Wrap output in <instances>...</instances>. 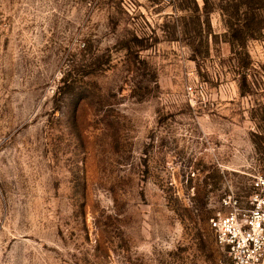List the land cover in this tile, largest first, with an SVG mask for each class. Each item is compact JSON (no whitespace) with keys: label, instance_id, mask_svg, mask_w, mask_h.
<instances>
[{"label":"rangeland","instance_id":"rangeland-1","mask_svg":"<svg viewBox=\"0 0 264 264\" xmlns=\"http://www.w3.org/2000/svg\"><path fill=\"white\" fill-rule=\"evenodd\" d=\"M242 1L0 0V264H232L209 218L264 173Z\"/></svg>","mask_w":264,"mask_h":264},{"label":"built area","instance_id":"built-area-1","mask_svg":"<svg viewBox=\"0 0 264 264\" xmlns=\"http://www.w3.org/2000/svg\"><path fill=\"white\" fill-rule=\"evenodd\" d=\"M247 206L241 210H218L209 218L217 243L225 248L232 264H261L264 256V173L251 184ZM224 204H236L230 196Z\"/></svg>","mask_w":264,"mask_h":264},{"label":"trees","instance_id":"trees-1","mask_svg":"<svg viewBox=\"0 0 264 264\" xmlns=\"http://www.w3.org/2000/svg\"><path fill=\"white\" fill-rule=\"evenodd\" d=\"M242 3L245 6V10H241L242 8L240 7V4H233L231 6V9H228L226 6H222V4H220L218 7L220 9L221 12L226 13L225 10L229 11L228 15H232L233 17L235 16V18L237 19L236 21L233 22H229V28H230V34H231V38H229L231 44H234V39L236 42H238V39H240V34L241 33H245L249 35L251 34V31L254 26L253 23H256L258 20L255 18V16L253 15V13L249 14L250 10V6H251V0H243ZM203 4L204 6L207 4L208 5V0H203ZM242 14L241 17H238L236 15H240Z\"/></svg>","mask_w":264,"mask_h":264}]
</instances>
